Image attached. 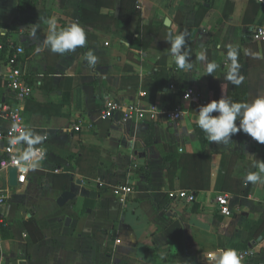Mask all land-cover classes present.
I'll list each match as a JSON object with an SVG mask.
<instances>
[{"label":"crops","instance_id":"0c3cea01","mask_svg":"<svg viewBox=\"0 0 264 264\" xmlns=\"http://www.w3.org/2000/svg\"><path fill=\"white\" fill-rule=\"evenodd\" d=\"M35 1L34 8L20 11L18 0H0V25L11 24L9 31L0 26V106L17 101L6 78L8 59L22 46L25 52L18 66L32 85L24 101V120L28 132L43 138L31 147L45 150L23 184L11 186L8 171L0 170V187L9 194L0 205V223L9 226L10 235L4 237L0 231V261L216 264L214 256L222 250L238 254L253 248L255 254L239 259L240 264H264V183L249 182V193H238L246 175L258 171L254 165L264 160V144L243 132L227 145L209 143L205 133L200 137L195 129L199 106L210 102L212 92L207 59L197 57L204 52L216 62L213 77L220 78L229 64L226 48L255 41L252 32L264 26V6L258 0H137L124 24L123 0H65L58 11L47 9L46 0ZM198 10L205 14L196 26ZM52 16L58 27H83L86 44L64 55L44 47L43 20ZM163 26L173 35L186 33L191 70L179 69L168 54L167 40L158 35ZM38 47L43 50L37 52ZM88 51L97 57L95 66L85 59ZM190 90L193 95L184 97ZM106 99L136 102L147 112L156 105L157 118L124 121L120 113L102 118ZM174 110L183 116L168 118L167 112ZM77 124L81 130H75ZM9 125L0 114V128ZM28 147L23 141L22 152ZM193 153L201 160L196 167V199L172 200L170 190L187 189L181 181L189 167L186 158ZM166 155L174 161L171 175ZM234 155L236 163L228 176ZM3 156L0 149V159ZM144 163L149 179L136 170ZM121 183L134 187L124 202L113 193ZM67 190L76 197L59 205ZM221 194L229 197L230 215L220 211ZM30 219L43 239L34 241L27 232Z\"/></svg>","mask_w":264,"mask_h":264},{"label":"clouds","instance_id":"9594fccd","mask_svg":"<svg viewBox=\"0 0 264 264\" xmlns=\"http://www.w3.org/2000/svg\"><path fill=\"white\" fill-rule=\"evenodd\" d=\"M41 20V18H40ZM40 23V22H39ZM39 23L33 25L32 36L35 37L39 28ZM47 25V35L43 41V46L52 53L64 55L75 51L77 47H83L86 44V33L83 27L73 23L66 27H58L55 16L43 20ZM3 35V32H0ZM186 33L180 32L173 35L168 34V43L170 48L168 54L175 61L177 67L181 70H191L193 64L190 60V53L186 47ZM126 43V41H125ZM37 52L42 51L38 47ZM89 66H95L97 57L92 51L85 54ZM199 61L207 59L206 54L201 52L197 57ZM227 73L225 79L233 85H240L243 82V76L239 75L240 65L238 63V50L236 47L229 46L227 51ZM219 65L216 62H208L206 71L208 75H213ZM216 115H213V113ZM237 121L239 122L237 124ZM197 126L205 133L206 139L217 144L227 145L233 135L243 132L260 144H264V95L257 96L251 103L233 101L223 96L219 100H212L205 105L199 106L196 119ZM42 137L31 132H21L19 136L13 137L9 143L16 145L21 141L26 142L29 147L17 158L18 162L27 168H35L42 158L38 156V150L31 146L41 143ZM258 169L256 172H250L246 175V182L264 183V160H260L254 165ZM216 264H240L238 254L234 249L222 250L219 256H214Z\"/></svg>","mask_w":264,"mask_h":264},{"label":"built area","instance_id":"2783aa9c","mask_svg":"<svg viewBox=\"0 0 264 264\" xmlns=\"http://www.w3.org/2000/svg\"><path fill=\"white\" fill-rule=\"evenodd\" d=\"M258 2L264 6V0H258ZM252 37L255 41H264V26L256 27L252 32ZM2 45H0V49ZM24 48L19 46L16 51L10 55L8 59V66L10 67V73L6 78V85L16 96L17 101L14 103H5L0 106V114L5 115L9 121L10 125L6 129L0 128V149L5 153L0 159V170L9 171L11 167L17 168L18 171V183L23 184L27 180V176L31 168H25L18 162V157L21 155V144L23 141L16 145H12L9 141L15 137L19 136L21 132H28L27 126L24 120V101L31 96L32 85L29 84L24 78V74L19 64L20 55L24 53ZM193 95V91H188L184 97H190ZM121 114L124 121H128L133 118L145 119L146 117L157 118L158 107L152 105L150 111H146L139 103L136 102H121L114 99H106L102 108L101 117L105 119H110L115 117L117 114ZM167 116L170 119L177 120L183 116L182 111L174 110L168 111ZM75 130H81V124L74 126ZM46 138V136H44ZM38 150V156L43 159L45 156V150L41 147L35 148ZM134 192V187L129 183H121L113 187V193L122 201H126L128 196ZM168 196L172 200H181L187 202H193L196 199V193L188 189H174L170 190ZM9 198V194L6 189L0 187V205L5 204ZM218 202L220 204V211L223 214L230 215L231 210L229 206V197L227 194H221L218 197ZM255 254L253 248H246L238 253V258L240 260L251 257ZM0 264H6L0 261Z\"/></svg>","mask_w":264,"mask_h":264},{"label":"trees","instance_id":"16d2710c","mask_svg":"<svg viewBox=\"0 0 264 264\" xmlns=\"http://www.w3.org/2000/svg\"><path fill=\"white\" fill-rule=\"evenodd\" d=\"M19 1V10L25 11L31 8H34L36 5L35 0H18ZM65 0H46V8L47 9H55V10H62L64 7ZM123 0L122 3V10H121V19L124 24L129 23L130 20V8L137 5V0ZM53 4V5H52ZM135 8V7H134ZM205 13H200L199 10L196 15V26H198L203 19ZM5 27L8 31L11 26L9 25H0ZM173 33L172 29L166 26H163L158 34L161 39H166L168 43V34ZM194 33V29L188 33L187 39L191 40L192 35ZM1 37V36H0ZM1 40V38H0ZM3 43L4 41L1 40ZM168 46L170 44L168 43ZM6 48V44H3V48ZM238 50V63L240 65L239 68V75L243 76V82L240 85H233L229 81L225 79V75L227 70L224 74L216 79L213 75H208L209 78V88L211 89V98L212 100H219L222 96L226 99H231L233 101L239 102H249L251 103L257 96H260V78L261 72L264 70V41H254L251 43L244 44L242 46H235ZM229 48V47H228ZM228 48H226V55ZM211 62L209 57H207V62ZM230 64V61H228ZM213 115H216L214 112ZM198 135L201 137L203 131L196 125L195 126ZM166 158L171 161V169L170 175L174 168V161L171 156L166 155ZM236 156L234 155L231 161L230 168L228 170V176L232 174L233 167L236 163ZM199 155L192 154L186 158V162L189 163V167L186 170V174L182 177L181 185L184 188L193 190L196 192L199 188L197 181V174H196V167L200 163ZM137 172L141 173L146 179H149L150 173L148 169L147 163L139 164L136 167ZM241 188L238 190L240 195H247L250 190V183L249 182H242ZM26 229L27 232L33 237L34 241H39L44 238V235L40 231V229L35 224L34 219H30L26 221ZM9 226L7 224L0 223V231L4 237H10L7 231H9ZM7 232V233H6Z\"/></svg>","mask_w":264,"mask_h":264},{"label":"water","instance_id":"95a60500","mask_svg":"<svg viewBox=\"0 0 264 264\" xmlns=\"http://www.w3.org/2000/svg\"><path fill=\"white\" fill-rule=\"evenodd\" d=\"M166 25H170V20L166 19L165 20ZM9 175V183L11 186H16L18 185V171L17 168L11 167L8 171ZM76 197V193L73 191H64L61 196L58 199L59 205L65 204L68 200L73 199ZM70 221V218L67 219V222Z\"/></svg>","mask_w":264,"mask_h":264}]
</instances>
